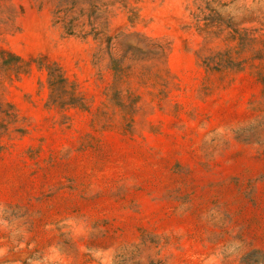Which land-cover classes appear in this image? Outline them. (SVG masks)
<instances>
[{
	"label": "rangeland",
	"instance_id": "1",
	"mask_svg": "<svg viewBox=\"0 0 264 264\" xmlns=\"http://www.w3.org/2000/svg\"><path fill=\"white\" fill-rule=\"evenodd\" d=\"M0 264H264V0H0Z\"/></svg>",
	"mask_w": 264,
	"mask_h": 264
},
{
	"label": "trees",
	"instance_id": "2",
	"mask_svg": "<svg viewBox=\"0 0 264 264\" xmlns=\"http://www.w3.org/2000/svg\"><path fill=\"white\" fill-rule=\"evenodd\" d=\"M113 62V65L111 66L113 68V70L116 72L117 69L116 67H114V64L117 63L116 61H112ZM56 64V63H54ZM56 68L58 70H60V67L56 64ZM48 79H47V82H48V86L52 89L53 87H55L57 85V81L55 80L54 76H52V74L50 73V71H48ZM60 82L62 83H66L67 82V78L64 77L63 75H60Z\"/></svg>",
	"mask_w": 264,
	"mask_h": 264
}]
</instances>
